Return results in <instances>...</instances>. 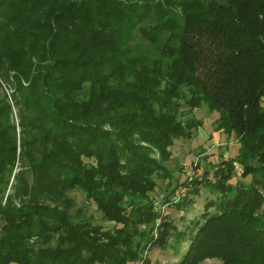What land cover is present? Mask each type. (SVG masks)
<instances>
[{
    "label": "trees",
    "instance_id": "1",
    "mask_svg": "<svg viewBox=\"0 0 264 264\" xmlns=\"http://www.w3.org/2000/svg\"><path fill=\"white\" fill-rule=\"evenodd\" d=\"M202 105L237 153L172 180ZM164 180L211 195L173 264H264V0H0V264L142 260Z\"/></svg>",
    "mask_w": 264,
    "mask_h": 264
},
{
    "label": "rangeland",
    "instance_id": "2",
    "mask_svg": "<svg viewBox=\"0 0 264 264\" xmlns=\"http://www.w3.org/2000/svg\"><path fill=\"white\" fill-rule=\"evenodd\" d=\"M46 1L48 0H41V2ZM194 113L201 119L202 124L193 130L192 137L176 139L170 148L171 156L167 165L171 169L172 180L175 178L179 179L180 182L185 179L190 180L196 176H201L205 171L209 178H213L215 165L222 158H228L237 153L238 150L239 145L236 136L233 133L226 134L216 128V111H209L205 105H202ZM196 163L199 164V169H195ZM236 170L238 173L240 172L238 165H236ZM237 179H239V174L233 177V181ZM165 183L166 180L159 181L160 187H157L154 191V194L160 197V200L154 202V210L158 214L154 237L157 236L160 227L158 220H163L162 217H165L167 221L174 225L173 227H167L170 231L168 244L165 248L154 246L149 248L148 245L142 251V260L140 258L127 264H144V259H149L148 264H173L177 262L189 243L188 239L194 231V222L203 208L204 198L211 196L207 189H201L200 194L188 196L192 199L190 200L193 201L192 204L186 206V208H178L176 203L181 201L180 196L175 197L172 204H167L162 200L165 194L162 186L164 187ZM181 194L183 195V192ZM75 197L78 206L86 204L82 194L77 193ZM84 213L86 216H91L95 222L102 221L100 212L91 203L84 207ZM141 227L144 228V226ZM199 264H219V260L205 258Z\"/></svg>",
    "mask_w": 264,
    "mask_h": 264
}]
</instances>
